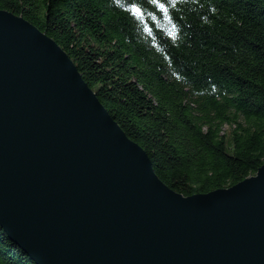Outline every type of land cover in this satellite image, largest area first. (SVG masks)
<instances>
[{
	"label": "water",
	"instance_id": "95a60500",
	"mask_svg": "<svg viewBox=\"0 0 264 264\" xmlns=\"http://www.w3.org/2000/svg\"><path fill=\"white\" fill-rule=\"evenodd\" d=\"M0 227L35 264H264V163L174 191L57 43L0 9Z\"/></svg>",
	"mask_w": 264,
	"mask_h": 264
},
{
	"label": "trees",
	"instance_id": "16d2710c",
	"mask_svg": "<svg viewBox=\"0 0 264 264\" xmlns=\"http://www.w3.org/2000/svg\"><path fill=\"white\" fill-rule=\"evenodd\" d=\"M54 40L183 195L264 163V0H0ZM0 264H35L0 227Z\"/></svg>",
	"mask_w": 264,
	"mask_h": 264
}]
</instances>
